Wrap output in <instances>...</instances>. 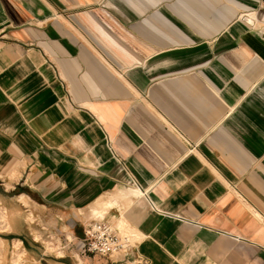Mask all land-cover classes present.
Here are the masks:
<instances>
[{
  "label": "crops",
  "instance_id": "crops-1",
  "mask_svg": "<svg viewBox=\"0 0 264 264\" xmlns=\"http://www.w3.org/2000/svg\"><path fill=\"white\" fill-rule=\"evenodd\" d=\"M259 2L0 0V180L60 264H264ZM100 217L127 254L85 251Z\"/></svg>",
  "mask_w": 264,
  "mask_h": 264
},
{
  "label": "rangeland",
  "instance_id": "rangeland-1",
  "mask_svg": "<svg viewBox=\"0 0 264 264\" xmlns=\"http://www.w3.org/2000/svg\"><path fill=\"white\" fill-rule=\"evenodd\" d=\"M5 188L12 186L0 180V264L62 263L56 257L61 253L55 251L60 230L41 222L40 210L27 197H18L19 191H26L36 199L33 191L25 186L10 192Z\"/></svg>",
  "mask_w": 264,
  "mask_h": 264
},
{
  "label": "built area",
  "instance_id": "built-area-1",
  "mask_svg": "<svg viewBox=\"0 0 264 264\" xmlns=\"http://www.w3.org/2000/svg\"><path fill=\"white\" fill-rule=\"evenodd\" d=\"M259 7L264 8V0H260ZM83 241L86 252L101 256L127 254L132 248L120 227L105 218L92 220L85 226Z\"/></svg>",
  "mask_w": 264,
  "mask_h": 264
},
{
  "label": "bare ground",
  "instance_id": "bare-ground-1",
  "mask_svg": "<svg viewBox=\"0 0 264 264\" xmlns=\"http://www.w3.org/2000/svg\"><path fill=\"white\" fill-rule=\"evenodd\" d=\"M248 14H249V17H248V19H247V20H248L247 22H248L249 24H251L250 22H254V23H255V22H256V19L258 18V17H257V16H258V15H257V12H250V13H248Z\"/></svg>",
  "mask_w": 264,
  "mask_h": 264
}]
</instances>
